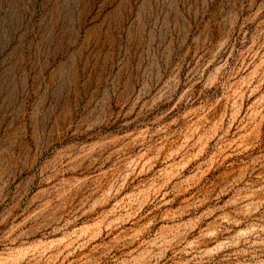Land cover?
<instances>
[{"label":"rangeland","instance_id":"374dc122","mask_svg":"<svg viewBox=\"0 0 264 264\" xmlns=\"http://www.w3.org/2000/svg\"><path fill=\"white\" fill-rule=\"evenodd\" d=\"M0 264H264V0H0Z\"/></svg>","mask_w":264,"mask_h":264}]
</instances>
